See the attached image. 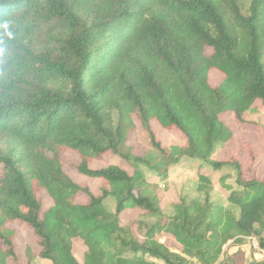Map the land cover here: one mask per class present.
Listing matches in <instances>:
<instances>
[{
	"label": "trees",
	"instance_id": "16d2710c",
	"mask_svg": "<svg viewBox=\"0 0 264 264\" xmlns=\"http://www.w3.org/2000/svg\"><path fill=\"white\" fill-rule=\"evenodd\" d=\"M210 70L222 74L215 86ZM256 101L264 105V0H250L247 15L238 0H0V264L16 258L15 221L52 264H216L229 240L255 236L264 247V175L245 178L234 155L209 161L234 136L225 115L242 124ZM134 118L173 163L233 167L231 208L211 202L202 173L191 199L161 208L157 183L139 167L150 163L127 144ZM153 122L185 145L164 147ZM67 150L79 173L109 186L102 196L65 173ZM109 152L132 172L90 166ZM42 191L52 201L45 210ZM130 208L143 215L123 222ZM75 238L86 246L82 262Z\"/></svg>",
	"mask_w": 264,
	"mask_h": 264
},
{
	"label": "rangeland",
	"instance_id": "374dc122",
	"mask_svg": "<svg viewBox=\"0 0 264 264\" xmlns=\"http://www.w3.org/2000/svg\"><path fill=\"white\" fill-rule=\"evenodd\" d=\"M238 3L243 13L247 15L250 0H238ZM221 78L222 74L217 70H210L208 73V79L212 86L217 85ZM224 119L234 129V136L219 154L216 152L211 154L209 161H214L216 157L227 159L229 156L234 155L242 164L241 168L245 178L253 176L262 178L264 175V105L260 101H256L252 109L243 113L244 123L242 124L237 122L232 114L225 115ZM134 120L136 126L130 132L127 144L133 147L136 155L145 158L150 163L148 165L140 164L139 167L147 179L157 183L161 208H169V205L181 199V196L186 195L184 198L191 199L195 193V181L198 173L206 174L211 179L212 188L210 193L215 197V201L212 203L227 208L226 205L229 204L226 199L231 189H239V185L235 183L236 170L233 167L228 166L220 171H214L209 163H203L199 159L185 156L173 163L172 160L159 153L151 145L147 131L135 118ZM152 130L156 139L166 148L171 149L172 145H185L184 138L177 130H165L156 122H153ZM79 160L80 158L75 152L67 150L62 158L65 173L92 195L102 196V190L109 189V186L102 179L79 173L76 168ZM109 164L121 165L129 172L133 170V166L129 162L111 152L105 154L100 160H94L90 166L100 168ZM39 197H41L43 203L42 210L47 209L52 204L44 191L39 193ZM88 199L89 196L86 192H82L77 197L80 202H87ZM103 205L107 211L114 212L116 201L112 196H107L103 201ZM234 214L237 216L236 212ZM142 215L143 212L140 211V208H130L122 220L127 222V220L139 219ZM8 227L14 232V251L16 255L15 260H8V264H27L28 261L31 262L30 264H52L49 260L38 255L40 251L38 237L28 225L15 221L9 223ZM260 237L264 241V230H262ZM165 238L163 241H166ZM85 250L86 246L83 241L80 238H75L73 240V254L79 262H82ZM231 253H237V264H249V260L250 263L256 261L254 258L245 257V252L242 250L230 249L221 254L218 262L223 259L224 255ZM189 262L196 264L195 260L192 259Z\"/></svg>",
	"mask_w": 264,
	"mask_h": 264
},
{
	"label": "built area",
	"instance_id": "2783aa9c",
	"mask_svg": "<svg viewBox=\"0 0 264 264\" xmlns=\"http://www.w3.org/2000/svg\"><path fill=\"white\" fill-rule=\"evenodd\" d=\"M242 241H246V243L249 244L252 252H254V257H256L254 260L256 261H260V260H263L264 261V247H261L259 245V242H258V239L257 237L255 236H245V237H242ZM229 243H232L231 240H229L223 247V252L224 251H227V247H228V244ZM216 264H219V262H217Z\"/></svg>",
	"mask_w": 264,
	"mask_h": 264
},
{
	"label": "crops",
	"instance_id": "0c3cea01",
	"mask_svg": "<svg viewBox=\"0 0 264 264\" xmlns=\"http://www.w3.org/2000/svg\"><path fill=\"white\" fill-rule=\"evenodd\" d=\"M213 201H215V197H214V195L211 194V202H213ZM228 204H229V202H228ZM226 206H227V209H230L231 208L230 204L229 205H226ZM230 249H233V250H236L237 249V251L238 250H242V251L245 252V257H247V258L248 257L249 258H254V259L256 258V257H254V255H255L254 252L251 251V248H250L249 244L246 243L245 240L242 241V242H238V243H233V242L232 243H229L228 244V247H227V251H229ZM248 263L249 264H252V262L250 263V260L248 261Z\"/></svg>",
	"mask_w": 264,
	"mask_h": 264
}]
</instances>
